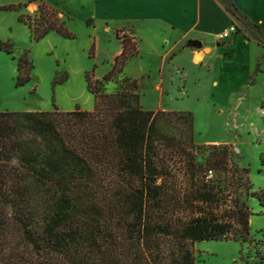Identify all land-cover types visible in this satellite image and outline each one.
Wrapping results in <instances>:
<instances>
[{
    "label": "trees",
    "instance_id": "trees-1",
    "mask_svg": "<svg viewBox=\"0 0 264 264\" xmlns=\"http://www.w3.org/2000/svg\"><path fill=\"white\" fill-rule=\"evenodd\" d=\"M224 1L264 48L262 27ZM20 21L36 41L75 37L43 0ZM124 31L112 70L86 73L93 110L0 111V264H197L196 244L222 240L255 245L264 261L250 207L264 192L230 145L197 142L193 112L143 107L139 80L124 74L138 43ZM32 69L27 52L17 86Z\"/></svg>",
    "mask_w": 264,
    "mask_h": 264
},
{
    "label": "rangeland",
    "instance_id": "rangeland-1",
    "mask_svg": "<svg viewBox=\"0 0 264 264\" xmlns=\"http://www.w3.org/2000/svg\"><path fill=\"white\" fill-rule=\"evenodd\" d=\"M30 1L0 0V40L11 45L10 52L0 48V111H52L55 105L66 112L77 108L93 110L95 99L87 87L86 71L98 67L96 52L91 56L95 33L91 27L77 23L73 25L74 30L68 27L74 38L51 31L36 41L29 26L20 21L22 16L30 15L25 11ZM245 1L244 8L251 12L250 2ZM252 14L256 19L263 18L262 14ZM62 21L67 24L66 19ZM236 28L234 35L257 41L243 24ZM104 43L108 46L107 41ZM27 52L33 62L31 81L17 86L19 63ZM253 57V54L234 56L228 62L230 72L216 80L219 83L216 90L218 108L212 97L215 87L212 75H204L184 59L179 63L186 64L188 70L184 76L180 75L182 71H176L173 95L159 98L152 92L154 75L143 80L142 95L146 108L161 102L164 107L157 106L159 109L192 111L196 118L197 142L230 145L238 164L249 168L254 191L264 192V79L255 87L257 76H250ZM139 64L133 62L131 67ZM143 66L155 67V63L144 61ZM126 73L129 75V68ZM166 86L169 89L167 81ZM115 87V83L110 82L108 91ZM250 207L253 212L251 234L256 241L264 242V206L253 197ZM254 246L233 240L206 241L196 244L194 250L197 264H264L257 257Z\"/></svg>",
    "mask_w": 264,
    "mask_h": 264
},
{
    "label": "crops",
    "instance_id": "crops-1",
    "mask_svg": "<svg viewBox=\"0 0 264 264\" xmlns=\"http://www.w3.org/2000/svg\"><path fill=\"white\" fill-rule=\"evenodd\" d=\"M44 1L56 9L61 20L66 19L71 30H74L73 25L77 23L92 28L91 31L95 33L98 64L96 78L98 79H102L112 70L116 57L123 51L122 41L117 37V32L122 30L131 31L138 43L139 54L128 62L124 74L139 80L141 94L143 80L154 75L156 81H154L152 92L159 98L173 95L176 71H182L180 75L184 76L188 70L186 64L179 63L181 59L188 61L190 65L197 66L204 75H212L215 83L212 97L216 99L217 108L219 104L216 90L219 83L216 80H221L230 72L228 62L232 57L253 54L250 76L253 74L257 76L255 87L264 79V48L258 40L254 41L239 34L224 41L218 38L229 27L241 28L242 25V22L240 23L228 12L224 0ZM232 1L249 19V16L254 18L252 12L262 14L263 18H254L255 22L250 20L264 30V0H247L251 4V12L248 8L247 10L244 8L245 0ZM38 9L39 2L33 1L27 4L25 11L34 15ZM106 41L108 46L104 43ZM193 41L201 42L202 47H192ZM144 61L155 63V67L146 68L143 66ZM133 62L140 64L137 67H131ZM128 68L129 75L126 73ZM166 81L169 89L166 88ZM167 90L171 93L170 95L166 92ZM178 90L182 91L179 86ZM143 97L144 95H142V104L145 106ZM157 106H163V104L159 102L155 107L146 108L145 106V109L170 110L159 109Z\"/></svg>",
    "mask_w": 264,
    "mask_h": 264
},
{
    "label": "built area",
    "instance_id": "built-area-1",
    "mask_svg": "<svg viewBox=\"0 0 264 264\" xmlns=\"http://www.w3.org/2000/svg\"><path fill=\"white\" fill-rule=\"evenodd\" d=\"M237 32V28L236 26H231L229 27L228 29H226L225 31H223L220 35H219V39L220 40H227V39H230L235 33ZM126 35H130V36H133V34L131 33V31L129 30H125L121 36L122 37H125Z\"/></svg>",
    "mask_w": 264,
    "mask_h": 264
},
{
    "label": "water",
    "instance_id": "water-1",
    "mask_svg": "<svg viewBox=\"0 0 264 264\" xmlns=\"http://www.w3.org/2000/svg\"><path fill=\"white\" fill-rule=\"evenodd\" d=\"M191 46L194 47V48H201L202 47V43L199 42V41H193L191 43Z\"/></svg>",
    "mask_w": 264,
    "mask_h": 264
}]
</instances>
